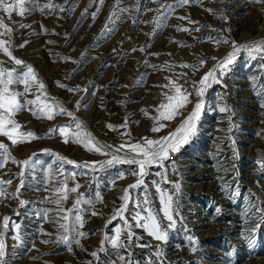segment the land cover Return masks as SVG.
Here are the masks:
<instances>
[{"label": "rangeland", "instance_id": "374dc122", "mask_svg": "<svg viewBox=\"0 0 264 264\" xmlns=\"http://www.w3.org/2000/svg\"><path fill=\"white\" fill-rule=\"evenodd\" d=\"M19 7L11 14L0 10L11 29L0 40L23 63L17 65L0 49V66L17 74L31 66L48 102H58L66 112L49 120L33 115L30 109L36 106L28 105L14 119L19 131L39 138L13 145L0 136L17 161L9 159L0 168V180H11L0 196L2 264H264V167L258 163L264 161V56L253 58L241 48L223 75L217 71V79L206 82L210 86L203 96L193 89L234 51L233 42L264 40V2L25 0L22 15ZM223 40L228 43H217ZM170 81L192 92L190 102L174 119H161L165 127L153 132V117L169 93L162 86ZM10 87L24 93L23 84ZM38 95L34 86L19 99L23 103ZM197 102L203 107L195 131L163 166H146L142 185L129 188L141 178L133 175L138 165L107 161L113 154L131 157L127 145L144 137L159 140L175 132ZM77 121L99 144L111 146L103 149L109 155L74 142ZM61 127H67V143ZM120 145L125 147L117 152ZM24 160L30 164L19 163ZM85 162L95 167L77 166ZM63 185L79 187L61 199L64 193L56 189ZM157 185L174 201L175 226L167 228L166 241L154 239L133 220L149 207L167 227ZM125 189L127 209L123 219L114 218ZM4 217L9 218L6 228ZM125 221L134 235L129 239L122 231L119 246L113 247L110 240Z\"/></svg>", "mask_w": 264, "mask_h": 264}, {"label": "snow or ice", "instance_id": "6c2138e0", "mask_svg": "<svg viewBox=\"0 0 264 264\" xmlns=\"http://www.w3.org/2000/svg\"><path fill=\"white\" fill-rule=\"evenodd\" d=\"M24 2L25 0H0V10H3L11 14V11L13 10L14 6L18 4L20 6L19 7L20 14L22 15L25 11V9L23 8ZM119 2L120 0H117V4H119ZM181 2L188 3V0H181ZM260 2H264V0H260ZM101 3H103V0H101ZM169 7L171 6L169 5ZM97 11H99V9ZM93 18H95V13L93 14ZM0 29H4V32L0 33V36L10 33L11 31V29L8 28L7 25H5L2 18H0ZM178 30L188 31V29H178ZM220 42L228 43L227 40L217 41V43ZM5 43H6L5 41L0 40V49L3 50L4 54L12 58L17 65L22 64L23 61L15 57H12L11 52L8 50L7 47H5ZM232 47L234 51L232 53H229L222 60H219L217 64L201 78V80L199 81V85H200L199 87H196L195 84L193 85V89L196 95L203 96L205 87L210 86L206 84V82H208L210 78L212 81H215L217 79L216 77L217 71L220 72V75H223L224 71L227 70L228 65H230L233 62L235 53L239 51L241 48L247 49L249 55H252L253 58H256L254 54H260L264 56V40L253 41L250 43H246L242 46H237L235 42H233ZM205 62H206L205 60H201L200 64L203 65ZM183 66L196 67V65H183ZM13 84H23L24 93H20L12 89L10 86ZM34 86L37 88L38 91H40L41 95L45 96V100L41 102V95H38L34 100H24V102L21 103L19 98L25 94L30 93ZM57 86L62 88L66 87V85H63L59 82H57ZM162 87L169 88V93L171 94L165 93L166 103L160 104L159 107L157 108V111L159 112V116L153 117L154 121L156 122L154 123V126L152 128L153 132H158L163 127H165L164 124L159 123L161 119L171 120L174 119L175 116L180 115L181 114L180 110L183 109L190 102L188 98L189 96L192 95V92L186 89H182V87L175 81H170L168 85H163ZM44 89H45V85L43 84L42 81L38 80L37 75L31 66H27L26 72H22L19 74L15 72V69H7L0 66V136L7 137V139L10 140L13 145L18 143L29 142L30 138L31 139L39 138L36 137L35 133L33 132L19 131L21 125L17 123L16 120L14 119L15 114L25 109L28 105L36 106L35 108L30 109L33 115L38 117H45L49 120L53 119L55 115L63 114L66 112V109H64L63 106L60 105L58 102L55 101L51 103L48 102L46 93L43 91ZM68 90L71 92H76L78 89L71 88ZM202 107H203L202 102H197L195 104L194 109L183 120V122L180 124L179 128H177L175 132L169 133L168 136L162 137L159 140H153L144 137L142 138L143 141L142 143L138 142L135 144L127 145L131 153L133 154L131 157L126 156L125 158H122L120 156L113 154L111 156V159H109L107 163L112 164L114 162H118V163H129V164L138 165L139 170L137 172H134L133 175H136L141 178L138 179L136 183L129 185V188L139 187L140 185L143 184L142 177L146 174L145 171L146 166L154 163L163 166L162 162L163 160L168 158L170 152H175L176 150H178V146L184 143L188 135L195 131L194 122L199 119V115ZM220 110L226 111L227 109L221 108ZM67 114L69 116L72 115V113H67ZM75 127L79 131L72 133V139L74 140V142L82 144L89 151H95L103 155H109V153L103 151V149L111 146L101 145L99 144L98 141H95L91 133H86L83 130L82 122L77 121ZM108 127L113 128L112 125H108ZM121 127H126V125H121ZM50 131L55 132L57 131V129H52ZM59 133L61 136L65 137V142L67 143L68 142L67 127L59 128ZM124 147L125 145H120V147L117 148L116 151L119 152ZM9 159H11L13 162H17L14 157H11L8 147L3 142H0V168H3ZM67 162L73 163V161H67ZM19 163L23 164L24 166H28L30 164V160L20 161ZM258 163H260L261 166L264 167V161H258ZM77 166L94 168L95 164L94 163L89 164L88 162H85V164L77 165ZM121 178H123L122 173H121ZM5 184L10 185L11 180L8 181L0 180V196L4 194L5 189L3 186ZM78 187L79 185L71 189H68L66 185H63L61 188L56 189V191L64 193V196L61 197V199H67V193L76 192ZM175 187L178 190L179 184L175 185ZM156 191L157 193H159L160 196L163 218L169 222L167 227L162 225L160 218L149 207H144L142 209V212L144 213L143 215L141 214V212H137L136 215L133 217V220L136 222L137 227H142L143 229H145L148 235L152 236L154 239L159 241H166L168 238L167 228H172L175 226V220L173 216L174 201L172 195L164 192L158 185ZM17 192H19V188H17ZM97 196L99 198V193H97ZM121 199L124 201V204L121 206V208L116 210L114 214V218L115 216H120L123 219V212L126 211L127 202L129 200L128 189L124 190V194L121 197ZM80 202L81 201L77 199L76 204L78 205L80 204ZM20 203L23 204L25 202L20 201ZM56 203L59 205L60 200L58 199ZM144 203L145 205L149 203L147 198L145 199ZM260 211L264 212V209H260ZM95 214L96 213H93V215ZM65 219H67V217H65ZM75 219L80 222L81 226H83L82 218L79 215H77ZM8 221H9L8 217L3 218V226L5 228L8 226ZM110 222L111 221H109V223ZM61 227H64V225H61ZM131 227L132 226L129 225L127 221H125V228L123 230L120 228H117L115 230L116 234L110 240L113 247L119 246V237L122 234V231L127 232L129 239L132 238L134 233L131 231ZM65 231H67V228H65ZM79 235L86 236L87 234L81 232L79 233ZM61 239L65 243H69L67 236L62 237ZM105 239H109V237L106 236ZM189 239L192 238L189 237ZM75 243L79 244V240H76ZM3 250H4V244L3 241H0V256L4 255ZM92 255L96 256V253L94 252L92 253ZM121 259H123V257H121ZM0 264H2V261H0Z\"/></svg>", "mask_w": 264, "mask_h": 264}]
</instances>
